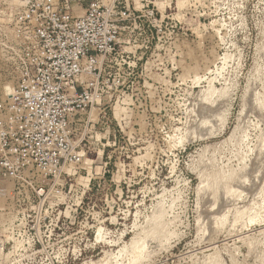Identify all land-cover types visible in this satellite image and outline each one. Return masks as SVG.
I'll use <instances>...</instances> for the list:
<instances>
[{
	"label": "rangeland",
	"instance_id": "rangeland-1",
	"mask_svg": "<svg viewBox=\"0 0 264 264\" xmlns=\"http://www.w3.org/2000/svg\"><path fill=\"white\" fill-rule=\"evenodd\" d=\"M25 1L0 0V102ZM129 3L80 160L10 178L0 149V264H264V0Z\"/></svg>",
	"mask_w": 264,
	"mask_h": 264
},
{
	"label": "built area",
	"instance_id": "built-area-1",
	"mask_svg": "<svg viewBox=\"0 0 264 264\" xmlns=\"http://www.w3.org/2000/svg\"><path fill=\"white\" fill-rule=\"evenodd\" d=\"M124 5L129 0L25 1L13 32L18 77L0 102L2 167L10 178L26 168L56 176L62 164L80 160L75 126L99 98L103 64L125 30L120 22L133 20Z\"/></svg>",
	"mask_w": 264,
	"mask_h": 264
},
{
	"label": "bare ground",
	"instance_id": "bare-ground-1",
	"mask_svg": "<svg viewBox=\"0 0 264 264\" xmlns=\"http://www.w3.org/2000/svg\"><path fill=\"white\" fill-rule=\"evenodd\" d=\"M208 120H209V119H208ZM208 120H206V122H207ZM209 124H210V123H209ZM240 215H241V214H240ZM242 217H243V216H242ZM243 218H244V217H243ZM236 219H238V218H236ZM244 219H245V218H244ZM244 219H243V220H244ZM241 220H242V219H241ZM245 222H246V221H245Z\"/></svg>",
	"mask_w": 264,
	"mask_h": 264
}]
</instances>
